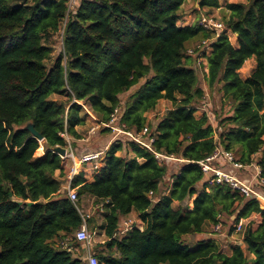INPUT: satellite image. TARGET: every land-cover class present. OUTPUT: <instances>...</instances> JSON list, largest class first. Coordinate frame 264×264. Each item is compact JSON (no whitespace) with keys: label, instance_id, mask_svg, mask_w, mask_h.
Segmentation results:
<instances>
[{"label":"trees","instance_id":"obj_1","mask_svg":"<svg viewBox=\"0 0 264 264\" xmlns=\"http://www.w3.org/2000/svg\"><path fill=\"white\" fill-rule=\"evenodd\" d=\"M192 1L201 12L197 21L179 25L187 0H78L70 11L69 0H0V264H85L84 255L74 254L75 232L85 220L108 238L97 244L99 264H264L260 201L228 185H208L199 164L222 147L243 164L257 162L264 176V0L226 4L224 24L235 44L226 32L216 37L199 23L219 0ZM62 29V51L48 65L51 39ZM206 39H215L206 56L208 88L222 91L231 106L215 123L196 116L205 90L197 58L188 53L194 41ZM251 59L255 66L243 78ZM161 99L173 107L151 129L153 145L184 159L178 170L133 141L123 156L126 145L118 140L92 181L82 170L75 174L76 203L66 190L59 195L70 167L55 148L66 149L64 133L82 138L81 102L97 123L119 108L121 125L140 131ZM29 123L44 137L41 156ZM85 195L103 205L100 226L82 210ZM192 197V208L175 206ZM131 213L143 227L118 238ZM241 220V240L230 253L211 238L194 245L183 240L209 224L223 230L232 223L234 230ZM67 237L73 250L62 247Z\"/></svg>","mask_w":264,"mask_h":264},{"label":"rangeland","instance_id":"obj_2","mask_svg":"<svg viewBox=\"0 0 264 264\" xmlns=\"http://www.w3.org/2000/svg\"><path fill=\"white\" fill-rule=\"evenodd\" d=\"M246 1L247 0H219L220 5H221L220 7L212 8V9L206 8L205 10L212 13L211 17L216 19V21L225 22V18L229 16V11L226 8V4L229 2H246ZM194 4H195L194 1H192V0L188 1L187 0V2L183 5V8H182L183 16H182V20L178 22L179 25H191L197 21L198 16L200 15L201 12H199V10L196 9V6ZM203 16H208V15H202V17ZM202 17L200 16L201 19H202ZM226 33H227V35H229L231 41L235 44L236 43V35L233 34L229 30ZM61 43H62V37H60L59 35H56L51 39V46L53 48V52H52L51 58L48 61V65H50L51 61L56 56H58L59 53L62 51ZM199 43H200V41H194L188 50V53L195 55V57L197 58V62H198L197 52L191 53L190 51H192V49L195 48L196 45ZM203 62H204V60H203ZM205 62H206V59H205ZM197 66H198L197 70H198V74H199V76H198L199 77V85L201 87H203V89L205 90V94H204V98L197 104L198 111L196 112V116L200 117L203 114H207L209 116V118L212 120V122L215 123L216 119H219V117H220V116L217 117L218 114H220V112L223 114H226L228 111H230V109H231L230 102H229V100H227V98L225 97V94L222 91H218L216 89L210 90L208 88L206 78H205V74L207 72L206 69L208 70V66L206 68V65H204V67L206 69L200 68L201 65L199 66L197 64ZM254 66H255L254 59L247 61L245 66L241 69V76L243 78H247L250 75L251 71L253 70ZM139 85L132 87L130 91L122 94L121 97L123 99H125L126 96H128V93L135 90ZM54 97H57V96H54ZM86 107L87 108H85V110L87 109L88 112L86 110L87 113H85V112L82 113V115L85 116V123L83 125L79 126V133L81 134L83 140H80L82 138L76 139V138H73L72 136H69V138L67 139L68 142L70 144H72V146L74 147V150L76 151V155L78 158L80 157L79 153L84 152V151L89 152L90 150H93V151L100 150V149L104 150L105 148L108 150L109 146L112 143L117 142V140H118V139H112L111 133L105 129H102V128L97 130L95 133H91V129L97 125L98 121H97L95 114L89 108V106L86 105ZM172 107H173V103L171 101L166 100V99H161L158 102L157 107L154 111L147 112L146 113V116L148 118V124L147 125L150 127V129H152L153 126H156V124L159 122L160 118ZM120 140H122L124 145L128 144L127 138L122 137ZM42 142L44 143V141H42ZM40 147H41V145H40ZM127 148H128V145H126L125 149L123 151L119 152V154L124 156L126 154V152L128 151ZM107 150H106V152H107ZM43 153L44 152H42V150L39 148L36 152V155L41 156V155H43ZM133 155H134L133 153H131V152L129 153V156H133ZM256 159H257V157H256ZM166 161L171 162V160H166ZM67 162L69 164L70 160L67 159ZM174 163H171L172 169L178 170V168L176 166L177 161H174ZM86 165H89V164H86ZM229 165H230V162H229ZM245 165L247 166L248 164H245ZM253 166L254 167L257 166V168L260 169V171H261L260 174L262 175L261 166L257 162L253 163ZM91 168L92 167H90V169ZM81 169L85 170V166H82ZM238 171H241V170L237 169V172ZM241 173H242V175L247 176V177H251L252 175H254V171H252V174L247 173V172H245V173L241 172ZM56 174L59 175V170L56 172ZM67 185H66V187H67ZM199 186H202V183H199ZM164 188H165V185L162 186V189H164ZM257 189H260L261 190L260 192L264 194V186L263 187L257 186ZM65 194H66V191H64V190H61L59 193V195H62V196ZM193 198L194 197L186 200L183 203L175 202V206L176 207H178V206H184V207L189 206L190 208H192L193 207ZM80 201H81V204H83L82 205L83 212L86 214H89V216H92L93 218H95L96 224L98 226H100L103 223V217H104V211L102 210L103 205H96L94 203V198L91 196H88V195L83 196L80 199ZM260 203H261V206L264 208V200H261ZM135 214L136 213H132V214H130V216L124 217L122 219V221L132 220V224H134V225L137 224L138 219H137V216ZM252 219L254 220V222L256 224L258 221V217L256 218L255 216H253ZM241 221H244V220H241ZM247 222H249V221L247 220ZM139 225H141V224H139ZM232 227H233V224L228 223L224 227L223 230L216 231V230H214L215 227L213 228V226L211 224H209L206 226L204 233L187 234L183 237V240L187 244L194 245L195 243H197L198 241H200L202 239H205V238L210 239L211 238V239L215 240L220 245L222 251L229 252L231 246L233 244H235L236 242L241 240L240 234H238L236 232L237 231L236 227L234 228V230L232 229ZM89 229H90V227H89ZM93 231H95V230L93 229ZM95 232H97V235L94 237L92 244L94 246V250L96 252H98L101 250V248L98 247L97 244L105 242L108 238H107V236H105V234L101 230H96ZM125 233L126 232L118 233V238L123 237L125 235ZM74 254L76 256L80 255L81 257H83L84 254H83V244L82 243H80L79 246L76 248V251L74 252Z\"/></svg>","mask_w":264,"mask_h":264},{"label":"built area","instance_id":"obj_3","mask_svg":"<svg viewBox=\"0 0 264 264\" xmlns=\"http://www.w3.org/2000/svg\"><path fill=\"white\" fill-rule=\"evenodd\" d=\"M77 2L78 0H69L68 11L72 10L76 6ZM199 23L205 28L215 31L216 37L221 35L223 32H227L224 22L216 21V19H214L211 16H203L202 19L199 21ZM63 32L64 29H62L60 35V37L62 38H63ZM214 40H210V39L202 40L200 41L199 44L196 45L195 48L192 49V51H190L191 53L197 52V57H198L197 64L199 66L201 65L200 68H204V69L207 68L206 56L209 54L211 49V43ZM204 65H206V68L204 67ZM206 71L208 72L207 69ZM81 104L83 105L84 108H87L86 105L83 104L82 102ZM101 127H106L112 130V139H118L120 141L122 137H125L127 138V140L133 141L139 144L140 146H142L143 148L148 149L150 152H152L155 155V157L161 163L167 162L166 160L178 161V162L184 161V159L178 158L174 155H165L157 151V149L153 145L155 141V135L152 133L148 125H146L140 131L130 130L125 125H121L119 108L115 109V112L113 113L111 119L108 122L97 123V125L91 129V133H95ZM63 135L65 136L66 139L69 138L68 134L64 133ZM40 143H41L40 149L42 150V152L45 153L42 140H40ZM106 150L107 149L105 148L104 150L100 149L96 151L85 152L81 154L80 157L78 158L72 144L68 142V145L66 147V153L64 155L59 153L63 159L70 160L68 185L65 188V190L67 191L70 199L74 203H76L79 200V194L78 191L72 186L73 177L75 176V174L81 171L82 166H87L86 164H89V166L91 165L90 167H92L91 169L93 170V172L97 168H100L104 164V160L106 158ZM253 163L246 166L245 164L237 161L232 152L226 151L222 147L217 148L212 155L199 161V164L205 174V181L208 183V185L210 186L228 185L229 187H231V189L242 195H245L247 197H254L259 201H261L264 200V194L260 192L261 191L260 189H257V186L259 187L264 186V177L260 174L261 173L260 169H258L257 166H255L253 170L254 175H252L249 178H244L237 173V169L239 170L249 166L251 167ZM226 165L229 166L230 168H224V166ZM250 174H252V172ZM87 217H89V214H87ZM242 223L243 221H240V223L236 225L237 231L241 229ZM134 226L135 225L132 224V220H124L123 228L118 233L127 232ZM214 230L216 231L221 230V224L220 223L217 224ZM96 235L97 232L91 231L89 229L86 220L75 232V236L77 240L83 244V248H84L83 259L85 264H99L97 252L94 250V246L92 244V241ZM61 244L63 248H66L68 250H73L70 243V239L68 237L64 239L63 242H61Z\"/></svg>","mask_w":264,"mask_h":264},{"label":"crops","instance_id":"obj_4","mask_svg":"<svg viewBox=\"0 0 264 264\" xmlns=\"http://www.w3.org/2000/svg\"><path fill=\"white\" fill-rule=\"evenodd\" d=\"M189 1V0H188ZM77 130L79 131V126L77 127ZM110 139V138H109ZM80 140H83V138L82 139H80ZM110 141V140H109ZM110 143V142H109ZM90 151H93V150H90ZM85 152H87V151H84V152H81V153H79V156L81 155V154H83V153H85ZM67 166H69L70 167V165L67 163ZM224 168H230L229 166H224ZM248 169V170H247ZM81 170H83L84 171V176H85V178H87L89 181H92L93 180V170L92 169H90V166L89 165H87V166H85V170L84 169H81ZM239 170H241V171H238L237 173L240 175V176H242V177H244V178H249V177H247V176H244V175H242V173L241 172H247V173H251L253 170H254V166L252 165L251 167L249 166V167H246V168H243V169H239ZM252 170V171H251ZM68 184V176L65 178L64 177V183H63V187H62V190H65V188H66V185ZM132 214V213H131ZM136 216H137V219H138V221H137V224H135V226H138V227H140V228H142L143 227V222L141 221V219L139 218V216H138V214H135ZM128 216H130V214L128 215ZM256 218L258 217V221H259V216L258 215H256L255 216ZM257 221V222H258ZM141 224V225H139V224ZM227 252V251H226ZM231 252V250L229 251V252H227V253H230Z\"/></svg>","mask_w":264,"mask_h":264},{"label":"water","instance_id":"obj_5","mask_svg":"<svg viewBox=\"0 0 264 264\" xmlns=\"http://www.w3.org/2000/svg\"><path fill=\"white\" fill-rule=\"evenodd\" d=\"M26 128L32 133V135H33L34 137H37L39 140H43V139H44L43 135H42L41 133H39V132L34 128L33 123H29V124L26 126ZM55 151L58 152V153H60V154H62V155H64V154L66 153V149H65V148H62V147H59V146L55 148Z\"/></svg>","mask_w":264,"mask_h":264}]
</instances>
